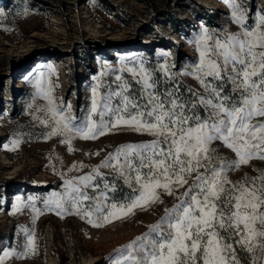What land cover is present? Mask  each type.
Masks as SVG:
<instances>
[{
    "label": "snow or ice",
    "instance_id": "6c2138e0",
    "mask_svg": "<svg viewBox=\"0 0 264 264\" xmlns=\"http://www.w3.org/2000/svg\"><path fill=\"white\" fill-rule=\"evenodd\" d=\"M224 3L238 31L202 27L191 41L196 60L176 71L166 52L159 53L164 62L155 67L137 57L119 69L106 65L101 76L111 70L130 73L131 79L117 75L114 89L93 77L90 106L80 117L71 104L57 102L43 72L36 81V95L46 104L36 107L32 120L47 129L44 139L60 137L69 152L75 139L96 140L124 128L152 137L117 146L90 172L65 178L63 191L42 201L57 215L75 214L102 227L163 204V194L174 197L147 232L115 250L110 264H242L238 249L250 264H264V168L251 164L264 161V11L250 24L239 0ZM47 68L55 71L51 64ZM183 78L194 79L199 89ZM21 135L10 150L20 146ZM243 167L256 175L230 178ZM37 199L18 198L15 211L30 207L39 215ZM22 231L23 251L4 250L0 264L35 252L34 233Z\"/></svg>",
    "mask_w": 264,
    "mask_h": 264
},
{
    "label": "rangeland",
    "instance_id": "374dc122",
    "mask_svg": "<svg viewBox=\"0 0 264 264\" xmlns=\"http://www.w3.org/2000/svg\"><path fill=\"white\" fill-rule=\"evenodd\" d=\"M239 2L247 8L250 24L264 11V0ZM202 27L239 30L224 0H0V254L12 248L23 251L27 237L22 229L34 233L36 244L34 253L5 264H110L115 250L147 232L176 202L163 194V204L137 209L102 227L75 214L44 209L43 198L63 191L65 178L90 172L121 144L152 137L124 128L96 140L75 139L71 152L60 137L44 139L41 133L47 129L32 120L36 107L46 104L36 95L40 73L45 84L51 81L54 86L57 102L71 104L80 117L90 106L91 88L97 83L93 77L114 89L117 75L131 79L130 73L111 70L101 76L106 65L119 69L137 57L146 67H155L164 62L159 53L166 52L168 62L176 65L173 71L182 69L198 56L191 41ZM49 64L55 69L50 74ZM183 79L199 89L194 79ZM17 134H22V142L10 150ZM221 152L232 155L227 149ZM251 164L264 168V161ZM245 172L256 175L252 167L229 175L237 180ZM29 196L40 198L35 201L39 215L30 207L15 211L18 198L27 202ZM237 251L242 264H250L245 253Z\"/></svg>",
    "mask_w": 264,
    "mask_h": 264
},
{
    "label": "bare ground",
    "instance_id": "6f19581e",
    "mask_svg": "<svg viewBox=\"0 0 264 264\" xmlns=\"http://www.w3.org/2000/svg\"><path fill=\"white\" fill-rule=\"evenodd\" d=\"M50 264H53V261H51V263Z\"/></svg>",
    "mask_w": 264,
    "mask_h": 264
},
{
    "label": "trees",
    "instance_id": "16d2710c",
    "mask_svg": "<svg viewBox=\"0 0 264 264\" xmlns=\"http://www.w3.org/2000/svg\"><path fill=\"white\" fill-rule=\"evenodd\" d=\"M125 191H127V189H125Z\"/></svg>",
    "mask_w": 264,
    "mask_h": 264
}]
</instances>
